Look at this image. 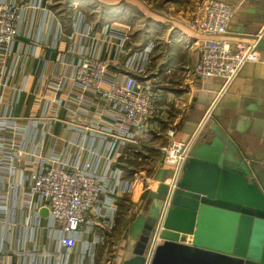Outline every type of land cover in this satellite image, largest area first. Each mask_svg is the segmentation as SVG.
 Listing matches in <instances>:
<instances>
[{
	"label": "built area",
	"instance_id": "obj_1",
	"mask_svg": "<svg viewBox=\"0 0 264 264\" xmlns=\"http://www.w3.org/2000/svg\"><path fill=\"white\" fill-rule=\"evenodd\" d=\"M38 8L40 3L27 7ZM233 13L226 0L197 3L188 23L203 36L190 71L195 77L221 78L227 85L245 64L259 60L262 32L254 41L228 38ZM81 19L66 34L60 28L45 43L39 38L25 43L22 37L30 36L21 30L26 16L10 0H0V89L11 85L22 63L21 48L25 63L38 57L42 43L51 53L60 52L58 59L47 58L46 63L53 62L49 78L39 77V84H45V93L37 94L43 100L40 112L14 113L20 92L28 88V70L23 86H14L6 102L0 90V264H11L14 255L22 264H99L97 247L114 228L117 199L135 181L125 175L126 157L135 155L137 147H155L176 101L149 77L155 39L127 49L128 30L107 23L95 31ZM199 133L181 140L169 129L168 141L156 147L171 174L163 175L168 190L144 264H150L163 240L172 196ZM153 181L150 190L160 183ZM113 258L121 256L115 253L107 264Z\"/></svg>",
	"mask_w": 264,
	"mask_h": 264
},
{
	"label": "crops",
	"instance_id": "obj_2",
	"mask_svg": "<svg viewBox=\"0 0 264 264\" xmlns=\"http://www.w3.org/2000/svg\"><path fill=\"white\" fill-rule=\"evenodd\" d=\"M77 1L79 0H74L72 6L78 5ZM226 1L234 8L227 35L229 39L254 41L256 35L262 32L257 44L259 60L245 64L239 74L227 85L221 78L202 79L195 77L190 72L199 59L198 40L203 37L188 26L193 11L192 4L185 1H172L169 6L165 4L162 7L147 9L148 13L140 11L145 15L149 24L148 35L137 42L138 46H144L149 38L156 41L152 63L149 67V77L155 79L176 96L173 108L162 121L160 133L153 143L155 147L152 148L158 151L156 147L168 141L166 133L169 129L175 131L176 139L188 140L198 131L200 133L197 139H204L211 135V122H216L234 143L238 155L243 156L247 162L257 160L264 163V0ZM125 7L127 8V6ZM122 10V12L127 11L125 8ZM32 16V19L24 20L21 25V30L30 34V36L22 37L25 43L38 38L45 43L54 31L63 27L70 31L76 24L74 19H70L67 23L59 16L58 18L57 16L53 17V14L44 16L42 9L37 10ZM104 18L105 16L101 19ZM112 18V20L108 18L103 21L117 28L128 30L129 22L121 20L123 13L118 12V15L114 13ZM21 49L22 63L17 66L11 85L4 86L0 90L4 91L3 100L6 102L10 98L14 86H23L24 71L28 70L30 74L28 88L20 92L14 113L16 116H29L40 112L42 107V97L37 94L45 93V84L40 85L38 80L40 76H44L46 81L53 67L52 61L46 63L47 58L51 55L52 60L58 59L60 52L51 53L42 43L38 57L30 63H25L24 49ZM10 59L9 56L8 63ZM58 129L57 125L56 131ZM162 160L161 155L155 161V167L149 173L153 177L150 180L156 179L159 171L165 168ZM125 175L132 178V175L127 171ZM135 182L136 180L133 184ZM148 182L149 179H146L145 183L148 184ZM153 182L152 188H155V181ZM145 189L147 190H145L144 197L142 195L144 190H141L138 199L133 198L130 189L128 193L117 199L118 211L121 205L129 204L128 213L124 215L123 219L124 222L127 221V229L133 219L143 210L150 187L146 186ZM137 191H134L135 196H137ZM124 196L127 197V201ZM120 225L122 224L115 221V228L118 231L123 228V225L121 228ZM124 243H127L125 245L128 246L127 248L115 251L121 256V259L117 261L118 264H121L132 252V243L128 245L126 240ZM102 244L97 247L99 252ZM114 261L116 260L113 258L111 263ZM22 262L23 259L18 255H14L11 260V264H22Z\"/></svg>",
	"mask_w": 264,
	"mask_h": 264
},
{
	"label": "water",
	"instance_id": "obj_3",
	"mask_svg": "<svg viewBox=\"0 0 264 264\" xmlns=\"http://www.w3.org/2000/svg\"><path fill=\"white\" fill-rule=\"evenodd\" d=\"M210 128L185 163L150 264H264V163L247 162L216 122ZM164 174L171 173L159 171L158 188L129 226L132 252L121 264L145 263L168 190Z\"/></svg>",
	"mask_w": 264,
	"mask_h": 264
},
{
	"label": "rangeland",
	"instance_id": "obj_4",
	"mask_svg": "<svg viewBox=\"0 0 264 264\" xmlns=\"http://www.w3.org/2000/svg\"><path fill=\"white\" fill-rule=\"evenodd\" d=\"M11 4L18 8L19 14H23L28 19H32V14L36 13L37 10L42 9L44 12V16L53 14V17L66 20L69 23L70 19L74 20H82L86 19L90 24L94 25V30H101L103 26L107 23L105 21L108 18L113 19L114 13L120 12L123 13V18L121 20H126L129 22V39H128V48L131 49L134 46H138L139 40L141 38H146L148 35V20L144 17L140 11L149 12L148 10L152 7H162L165 4L168 6L171 2H179L185 1L186 3L192 4V10L195 9L197 3L202 0H79L78 5L72 6L74 0H10ZM37 3H40V8L35 10H30L28 8H32ZM127 6V8L125 7ZM141 6V7H140ZM129 7V8H128ZM26 10L23 11V9ZM127 9V11L122 12V9ZM141 8V9H140ZM148 9V10H147ZM193 12V11H192ZM104 19H101L104 17ZM116 16V15H115ZM103 23V24H102ZM74 29V27H73ZM79 29L77 28V31ZM71 31V30H70ZM66 30V27L62 28V32L64 34L70 32ZM136 44V45H135ZM152 63V62H151ZM150 70V69H149ZM137 152L135 155L131 156V158L126 157V171L132 175V180H136L131 188L132 197L137 198L141 195V190L143 197L146 195L147 189L146 186L152 188V184L154 183L150 178H153L150 172L153 171L155 167V161L162 155L161 152L158 150H153L150 146L146 147H137ZM168 170L171 173L170 169ZM149 179L148 184L145 183V180ZM144 188V189H143ZM137 191V196L134 195V191ZM135 197H134V196ZM125 200L127 201V197ZM129 204L125 203V205H121L118 214L116 216V223L122 224L120 225L123 227L119 231L115 228V221H114V228L109 236V238L103 242L101 245V249L99 252L98 248V261L99 264H107L109 258L114 257L115 251L122 248H127V243L125 244V240L128 241V245L131 243V239L129 238L127 221L124 222V215L128 213ZM122 242V244H121ZM124 243V247H123ZM120 244V245H119ZM118 260L114 261L111 264H118Z\"/></svg>",
	"mask_w": 264,
	"mask_h": 264
}]
</instances>
